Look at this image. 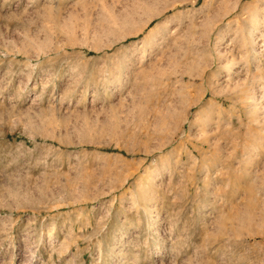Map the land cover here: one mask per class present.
<instances>
[{
    "label": "rangeland",
    "instance_id": "1",
    "mask_svg": "<svg viewBox=\"0 0 264 264\" xmlns=\"http://www.w3.org/2000/svg\"><path fill=\"white\" fill-rule=\"evenodd\" d=\"M235 2L0 0V264H264V0Z\"/></svg>",
    "mask_w": 264,
    "mask_h": 264
},
{
    "label": "bare ground",
    "instance_id": "2",
    "mask_svg": "<svg viewBox=\"0 0 264 264\" xmlns=\"http://www.w3.org/2000/svg\"><path fill=\"white\" fill-rule=\"evenodd\" d=\"M237 2H238V0H236V2H235V4L233 5V6H230L229 8H230V11H233V10H235L236 9V5H237ZM228 12V11H227ZM217 14H218V12H217ZM260 16H261V14H260ZM215 17V16H214ZM212 18H213V16H212ZM212 18H211V16H210V19L212 20ZM214 19V18H213ZM208 20V19H207ZM253 24H254V26H255V29H253V46H255V42H256V40H258V38H260L263 42H264V31L263 32H261V34L259 33V34H257V32H259V28H260V21L258 20V16H255V17H253ZM211 23V22H210ZM204 24H205V22H204ZM206 24H209L208 23V21L206 22ZM250 37V36H249ZM251 38V37H250ZM263 46H264V44H263ZM233 62V61H232ZM255 96V95H254ZM162 145V144H161ZM166 145V144H165ZM158 149V148H157ZM160 149V148H159ZM171 230V229H170Z\"/></svg>",
    "mask_w": 264,
    "mask_h": 264
}]
</instances>
